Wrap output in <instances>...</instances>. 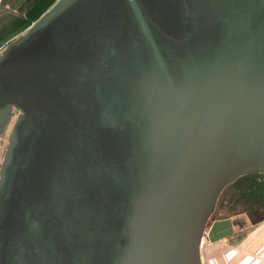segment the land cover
Listing matches in <instances>:
<instances>
[{
  "label": "water",
  "instance_id": "1",
  "mask_svg": "<svg viewBox=\"0 0 264 264\" xmlns=\"http://www.w3.org/2000/svg\"><path fill=\"white\" fill-rule=\"evenodd\" d=\"M13 108L0 264H203L264 173V0H57L0 54Z\"/></svg>",
  "mask_w": 264,
  "mask_h": 264
},
{
  "label": "crops",
  "instance_id": "2",
  "mask_svg": "<svg viewBox=\"0 0 264 264\" xmlns=\"http://www.w3.org/2000/svg\"><path fill=\"white\" fill-rule=\"evenodd\" d=\"M57 0H2L0 5V43L11 41L25 32L41 15H43ZM237 228L241 227V241L228 248L224 255L216 256L217 264H264V231L257 232L253 228H245L249 222H239L234 219ZM230 235V236H232ZM226 236L217 241L205 239L201 244V255L204 264L203 247L205 241L213 247L215 244H225ZM230 250V251H229Z\"/></svg>",
  "mask_w": 264,
  "mask_h": 264
},
{
  "label": "rangeland",
  "instance_id": "3",
  "mask_svg": "<svg viewBox=\"0 0 264 264\" xmlns=\"http://www.w3.org/2000/svg\"><path fill=\"white\" fill-rule=\"evenodd\" d=\"M1 159L2 156L0 161ZM228 186L225 187L220 195L216 210L212 215L211 220L214 218L218 219L232 216L236 221L240 222L242 219V221L245 220V222H249L245 228L254 227L257 232H263L264 173H250L248 175H243ZM241 231L242 229L239 226V230L236 234L228 237V239L225 240V244L222 245L219 243V245L215 244L211 247L206 240L203 247L204 264H217V255H224L228 248L241 241ZM205 239L207 238H204L203 241Z\"/></svg>",
  "mask_w": 264,
  "mask_h": 264
},
{
  "label": "flooded vegetation",
  "instance_id": "4",
  "mask_svg": "<svg viewBox=\"0 0 264 264\" xmlns=\"http://www.w3.org/2000/svg\"><path fill=\"white\" fill-rule=\"evenodd\" d=\"M12 117L11 119L9 120V122L4 126V128L2 129V131H0V158L2 156V159H3V156H4V153H5V149H6V146L8 144V136H9V133H10V130H11V127H12V124L16 118V115L18 114V111L16 110V108H13L12 110ZM2 128V127H1ZM1 159V161H2ZM1 161H0V164H1ZM256 174V173H254ZM248 175V174H247ZM235 182V181H234ZM222 194V193H221ZM216 210V209H215ZM215 212V211H214ZM214 214V213H213ZM215 219V218H214ZM213 220V219H212ZM211 220V221H212Z\"/></svg>",
  "mask_w": 264,
  "mask_h": 264
},
{
  "label": "built area",
  "instance_id": "5",
  "mask_svg": "<svg viewBox=\"0 0 264 264\" xmlns=\"http://www.w3.org/2000/svg\"><path fill=\"white\" fill-rule=\"evenodd\" d=\"M1 3H2V0H0V5H1ZM8 44H9V41H4V42L0 43V54L7 47Z\"/></svg>",
  "mask_w": 264,
  "mask_h": 264
},
{
  "label": "bare ground",
  "instance_id": "6",
  "mask_svg": "<svg viewBox=\"0 0 264 264\" xmlns=\"http://www.w3.org/2000/svg\"><path fill=\"white\" fill-rule=\"evenodd\" d=\"M229 187V186H228ZM249 188V187H248ZM225 189V188H224ZM223 192V191H222ZM220 197V196H219ZM245 198V197H244ZM219 199V198H218ZM218 204V203H217ZM217 207V206H216ZM231 218L233 219V221H234V218L231 216ZM211 220V219H210ZM236 228H237V225H236V223H235V221H234V232L236 231ZM216 247V246H215ZM221 251V250H220Z\"/></svg>",
  "mask_w": 264,
  "mask_h": 264
}]
</instances>
